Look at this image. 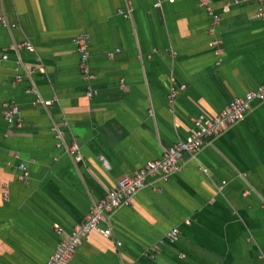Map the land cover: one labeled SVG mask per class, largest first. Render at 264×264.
<instances>
[{"label":"crops","instance_id":"obj_1","mask_svg":"<svg viewBox=\"0 0 264 264\" xmlns=\"http://www.w3.org/2000/svg\"><path fill=\"white\" fill-rule=\"evenodd\" d=\"M260 6L213 0V34L198 0H0V264H46L53 225L69 234L197 117L264 86ZM25 42L33 49L14 48ZM4 104L19 123L4 120ZM103 229L111 236L89 234L69 264H264V101L180 172L150 176Z\"/></svg>","mask_w":264,"mask_h":264},{"label":"built area","instance_id":"obj_2","mask_svg":"<svg viewBox=\"0 0 264 264\" xmlns=\"http://www.w3.org/2000/svg\"><path fill=\"white\" fill-rule=\"evenodd\" d=\"M240 0H232V5H238ZM199 6L205 8L213 17L212 33L219 26L221 18L216 15L212 9L213 0H198ZM229 10V6L225 7ZM258 16L264 20V6H260L257 11ZM88 41L89 36L82 34L76 38L75 44L80 54V69L87 80H92L93 77L88 74L87 60H88ZM213 45L217 47L216 53L222 56L224 50L221 41H214ZM14 48H25L32 50L33 47L29 43H19ZM6 57L3 56L2 60ZM17 81L21 80L20 76L16 77ZM184 87H180L178 91L172 94L175 98L179 92L184 91ZM94 92L87 94L88 97L94 95ZM253 101H264V86L257 92L250 93L244 99H236L232 101L220 114L215 117H208L204 114L197 117L195 120L196 130L189 137L184 140H179L177 143L166 149L161 159L156 161H148L137 173L131 176H125L119 181L117 188L107 193L90 212V214L83 220L81 224L73 228V230L66 234L60 225H53L54 233L60 237L59 244L46 264H69L82 240L91 233L98 234L105 238L111 236L110 230L103 229V226L108 223L109 217L119 210L122 206L134 197L137 193L146 188L147 179L150 176L162 175L168 176L178 173L181 170V162L186 156H194L202 150V148L212 139L219 136L229 126L237 124L242 121L246 113L250 110ZM37 103L48 106L49 101L37 100ZM3 118L7 123H19L18 108L9 104L3 105ZM60 147V146H59ZM77 150V147H74ZM19 170L20 181H26L29 177L28 168L21 165ZM178 237V231L172 230L169 234V240L175 242Z\"/></svg>","mask_w":264,"mask_h":264}]
</instances>
